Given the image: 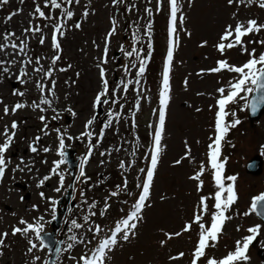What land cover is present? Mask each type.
<instances>
[{
  "label": "rangeland",
  "instance_id": "obj_1",
  "mask_svg": "<svg viewBox=\"0 0 264 264\" xmlns=\"http://www.w3.org/2000/svg\"><path fill=\"white\" fill-rule=\"evenodd\" d=\"M43 1L8 0L7 4H0V44L8 45L0 51V60L4 61L1 65L9 69L6 73L12 82L20 77L22 68L28 75L33 72L37 58L40 59L38 66L47 65L48 70V64L51 65L52 57L56 55L51 41L52 23L41 21L38 14H35L37 4L41 6ZM125 3L129 6L126 17L131 21H137L139 25L137 29L140 30L142 37H151L152 41L151 60L142 77L136 75L138 64L137 68L130 70L134 77H129V72H125V66H130L132 59L126 57L121 49L130 51L137 44L134 42L133 34L127 30V25L125 26V16L121 11L123 2L116 4H113V0H79V4L74 2L69 7L74 15L67 21L64 35L58 37L61 58L55 66H59L56 70L59 73L57 78H62L63 83L62 87L58 88L59 98L74 103L77 109L73 122L76 131L83 132L87 121L95 116L94 100L103 88L100 80L101 67L105 69L104 78L109 83V90H115L116 95L124 94L121 81L127 82L131 79L133 84L128 88V91L131 90L128 95L131 101L102 104L97 107L98 113L102 112L98 117L107 115L102 120L100 132L102 135L98 144H94L91 155L86 147L77 148L72 143H67V146L77 149L79 158L77 179L73 189V199L77 204L72 209L71 218L76 216L81 221L87 215L86 209L78 201L84 184L80 181L82 163L85 174H90L91 182L96 181L97 184L103 182L99 189H93L102 197L97 200L98 204L104 207L110 204L109 212L117 210L114 218L123 214L117 220L106 222V228L96 235L92 232L94 225L92 222L85 223L84 227L78 230H67L68 244L74 243L70 239L73 235L78 239L83 238L85 243H74L71 249L66 247L67 252L62 251L56 263L58 261L78 264L80 257L87 250L95 248L99 241L111 236L116 225L127 218L132 210L150 166L153 137L159 123L163 69L170 42V3L169 0H148L144 5L135 0H125ZM260 3L261 0L251 2L244 0L243 3L235 0L232 4H229L228 0H179L176 34L178 46L174 48L169 74L170 99L165 109L162 151L154 173L151 195L142 211V219L137 224L135 234L130 235L127 241L122 239V232L118 234V243L109 252L106 264H192L193 253L199 239L197 234L200 232L199 225L195 223V215L200 213L201 197H208V211L203 214L201 222L206 227L211 224L212 195L209 192L213 185L210 180L209 146L216 136L217 101L220 98L217 90L223 87L224 94L227 95L231 90L230 85L240 78V74L227 70L219 73L209 70L217 67L220 60H226L232 66H242L250 58L248 53L252 49H255L257 57L264 53V44L258 42L264 41V30L244 38L247 52L238 46L221 53L216 47L228 25L234 28L238 22L246 25L249 20H256L258 24L264 25V8L259 6ZM146 9L159 15L152 20L150 18L152 15H149ZM52 12L53 17L59 18L60 10ZM85 12L88 13L86 17ZM181 15L184 16L182 24L179 20ZM113 20L116 21V31L108 38V33L113 28ZM149 22L151 36L145 34ZM76 23L80 24L79 28L75 27ZM37 25L43 29L42 34L25 32V29ZM6 33L15 35L5 41ZM41 35L45 39L43 44L40 43ZM106 38H108L107 63H102ZM22 40L27 43L25 50L27 56L18 48L11 47V43L19 45ZM116 51L121 52V65L117 68V80L114 82L116 58H113V53ZM29 57L32 63L26 65L25 61ZM2 72L0 69V75ZM137 79L140 80L139 85L135 83ZM248 87L254 88L251 81L245 85V88ZM249 95L247 91L241 92L235 102L226 106L229 113L225 118L226 124H231L237 119L240 123L229 128L221 145V162L225 163V169L228 167L229 171L237 176L234 185L239 203L235 210L232 208L230 212L232 218L225 222L215 246L206 249V256L200 258L198 264H207L209 258L217 260L224 258L234 251V245L240 241V236L248 234V229L254 227H258L255 234L257 242L250 251L248 250V259L238 261L236 264H264V259L261 261L256 255L257 249L264 245V225L256 219L252 210L251 214L245 215V211L251 209L253 198L264 193V111L259 120L252 123L248 121L246 103ZM8 99L7 89L0 85V143L7 140L6 128L9 134L15 132L5 157L7 161L5 175L0 181V234H8L4 238L3 246H0L2 253L0 264H45L48 253L45 248L40 247L35 234L30 232L27 235L20 233L13 235L12 230L14 227H25L20 224L21 219L35 224L43 217L40 223L44 225V232L50 231L53 208L56 212V204L53 201L56 202L65 193L69 183L68 172L65 163L57 169L58 173L64 175V187L59 192L55 191L60 187L59 175L51 173L49 168L55 167V162L63 158L59 155L44 159L42 162L44 165L36 160L37 164H33L32 134L37 133L41 127L37 123V114L34 118L27 109L12 112L11 108L8 114H5L4 108L8 104ZM52 104L55 102L52 101ZM58 104L62 107L65 102L59 101ZM119 109H122V112ZM110 111L118 113L119 119L110 117ZM110 118L113 121L105 128L104 125ZM13 122L17 125L14 130L11 129ZM83 143L85 144V141ZM258 154L263 159V167L257 176H253L245 172V165ZM201 165H204L205 171L201 176L202 187L198 188L201 181L192 177L200 171ZM142 169L144 171H141ZM42 176L50 178L38 187V182L43 179L39 177ZM41 192L44 193L43 198ZM113 192L126 194L113 196L111 195ZM92 195L93 192H90L89 196ZM189 224L191 229L184 231L185 226ZM176 233L180 235H175ZM30 239L38 247L29 253ZM180 253L184 255L180 257ZM35 257L40 259L36 260ZM173 257L179 258L172 259Z\"/></svg>",
  "mask_w": 264,
  "mask_h": 264
},
{
  "label": "snow or ice",
  "instance_id": "obj_2",
  "mask_svg": "<svg viewBox=\"0 0 264 264\" xmlns=\"http://www.w3.org/2000/svg\"><path fill=\"white\" fill-rule=\"evenodd\" d=\"M79 4V0H45L44 7H50L52 10H60V16L59 18L53 17L51 15L46 16L45 12L41 9L39 4H37L35 8V14H38L39 18L46 19V20H52L55 21L52 23V47L56 52V55L52 57L51 60V67L44 71L43 67H36L33 69L35 73H43V76L41 77V80L37 81V88L41 92V99L39 103L33 102V108L39 109L41 112L45 111L41 105H48L49 107L52 106V100L47 98L46 92L52 96L55 95L54 88H55V81H52V87L48 88L47 85H45L42 80L43 79H49L51 80L54 66L56 62L61 58L59 53L61 52V44L59 42L58 37H62L64 35V29L67 26V21L71 20L74 12L69 10V7L73 3ZM122 2V0H113V4ZM235 0H228L229 4L234 3ZM240 3H243L244 0H239ZM251 2V0H249ZM8 0H0V4H7ZM170 3V26H169V34H170V42H169V48L167 53V59L166 63L163 69V79H162V88L160 92V111H159V123L158 126L155 129L154 137H153V149L151 153V160H150V166L147 169L146 173V179L143 182L141 188V192L139 194L138 199L132 206V210L127 215V218L122 219L119 224L116 225L115 229L112 231L111 236L108 238H105L101 241H99L98 245L93 248L89 249L85 252L84 255H82L78 261V264H106L108 259V254L111 252L115 245H117L118 240L117 236L121 232L123 233L122 239L127 241L130 237V235L135 234V229L137 228L138 222L142 219V211L146 207V202L149 200V197L151 195V188L153 183V177L154 173L157 168L158 160L160 153L162 151L161 148V139L162 134L164 131V124H165V109L169 102V92H170V71L172 67L173 62V53L174 48L178 46V37H177V13L180 11V4L179 0H169ZM261 8H264V0H261V3L259 5ZM149 15H151V10L146 9ZM88 15L87 12L84 13V16L86 17ZM11 19V17H9ZM180 23L182 24L184 21V16L181 15L179 17ZM116 21L113 20V28L108 33V38H110L116 31ZM47 26V25H46ZM76 28L80 27L79 23L75 24ZM261 30H264V25L258 24L256 20H249L247 24L245 25L242 22H238L235 27L233 28L232 25H228L223 35L220 38V42L216 45L217 50L221 53H224L226 49H232L234 47H241L243 51L247 52L248 49L244 43V38L253 34L258 33ZM25 32H32L35 33H41L43 32V29L37 25L35 27H30L28 29H25ZM151 33V22L146 26V35L150 36ZM14 33H6L4 35V40L7 41L10 39L11 36H14ZM190 35V33H189ZM134 41H138L139 37L137 34H133ZM106 38V45L104 49V59L102 60V63H107V39ZM227 41V43H225ZM45 42V39L43 35H41L40 43L43 44ZM252 43H255L256 41H250ZM261 44H264V41H258ZM205 44L207 42H204ZM7 44H0V51H3L5 47H7ZM203 46V45H202ZM11 47L16 49L18 48L21 53H24L25 56H27V52L25 51L27 48L26 41L22 40L19 45L16 43H11ZM121 51L124 52V55L126 57L132 58L135 57V60L132 61L131 65L125 66V72H130L132 68H137V61L139 62V66L136 72L137 77H142L145 72V67L147 60L146 58L142 57L140 54V50L136 47H132L130 51H126L123 48ZM250 58L247 60L246 63H244L242 66H232L230 65L226 60H220L217 62V67L210 69V72L219 73L223 70H227L229 72L240 74V78L233 84L230 85L231 90L228 91L227 95H225V89L219 88L217 91L220 94V98L217 101L218 105V111L216 113V121H215V131L216 136L213 140V143L209 146V165L213 173V179L214 183L217 187V191L214 194V200L215 203L213 205L215 211L212 213L211 217V224L210 226H205L204 223H202L203 214H206L208 211V204L207 200L208 197H201L200 200V213L195 215V223L199 225L200 232H199V239L198 243L195 247V251L193 253V260L192 264H198V261L200 258L206 256V249L209 247H214L215 243L218 241L219 235L221 234L223 230V226L225 222L228 219H231L230 216H227L226 213L228 209L236 202L238 199L237 192L235 190L234 182L237 180V176H227L225 177L224 171H225V163L221 162L220 156H221V145L222 141L225 139L226 134L229 131L230 127H235L240 123V121L237 119L231 124H226L225 118L228 116V112L226 111V106L230 103H233L236 101L237 97L240 96L241 92L247 91L248 93H252L254 90L264 93V53L259 54L257 57L255 54V49H252L251 52L248 53ZM36 64H40V59H36ZM4 61L0 60V64H3ZM32 59L29 57L27 61H25V64H31ZM260 65V67H258ZM69 67H71L69 65ZM4 72H8L9 69L7 67L3 68ZM60 71H66V69H60ZM28 73L22 68L20 71V77L27 76ZM100 75L102 79L103 88L102 90L96 95L94 100V107H99L102 104L108 105L110 103H118V100L114 99L115 96V90H113L112 95H109V83L107 79H105V69L103 67L100 68ZM251 81V84L255 86V89L252 87L245 88V85ZM23 82V80H21ZM137 85L140 84V80L137 79L135 81ZM123 90L127 92L129 85L133 84V80L129 79L127 82L121 81ZM17 95L23 96L24 93L17 92L14 93ZM261 103H264V94L260 95L256 98L254 103L252 104V110L255 112L257 110V106ZM25 107L22 103H17L14 105V107L11 109L12 112H15L18 109H21ZM55 111V109H53ZM69 112H71V109H68ZM9 108L5 106L4 113L8 114ZM72 115H75L73 112ZM235 115V113H233ZM110 117H114L117 120L119 119L118 113H112L109 112ZM57 116H53V119H57ZM40 119L42 121L45 120L44 116H41ZM96 117L94 116L92 119L87 121L86 127H90ZM112 123V119L110 118L108 123L104 125V127H108ZM17 125L15 122L12 123L11 129H16ZM47 127V125H45ZM59 132V129H57ZM102 134V133H101ZM5 135L7 136V140L3 145H0V181L3 180V177L5 175V170L7 167V161L5 158V152L8 150L10 144L12 143L13 137L15 135V132H11L9 134L8 129H5ZM82 135H86L88 137L92 136L91 132L83 133ZM39 139V137L37 138ZM71 139V137H69ZM59 149H60V156H65V142L63 135L60 136L59 141ZM92 146L89 147V155H91ZM32 152H36L37 148L32 147ZM45 152L49 151L48 148L44 149ZM103 155V153H102ZM85 158V162H86ZM65 161L63 159L55 162V167L52 169L54 174L59 175V182L60 187H57L55 191L59 192L61 188L64 187V175L62 173H58L57 169L60 167L61 164H63ZM180 161H177L179 163ZM121 167H124L123 162L121 163ZM141 171H144L143 169ZM205 171L204 165H201L200 171L196 173L192 179L201 181V176L203 175ZM85 171H84V165L83 163L80 166V177H85ZM50 177L45 176L42 180L38 182V187L43 185L45 180H48ZM225 180L231 181L232 183H225ZM203 182L201 181L198 185V188L202 187ZM125 183V187H126ZM118 193L113 192L111 195L115 196ZM41 197H44V193H40ZM53 203H55L53 201ZM94 206V205H93ZM35 207V206H34ZM259 209V211H257ZM251 210L253 212H257L258 215H264V193L257 195L253 198L252 204H251ZM91 215H95V213H91ZM53 219H55V208H53ZM84 221L87 223L89 221V216H84ZM43 220V217H40L39 220L33 224L29 223L23 219L20 220V224L25 225V227H14L12 230V234L15 235L17 233L27 235L28 233H34L37 240L40 241V247L45 248L48 247L47 244H45L44 238L42 236V233L44 232V225L40 223V221ZM72 229H80L82 228V224L77 223L75 219L71 221ZM191 229V225H186L184 228V231H189ZM71 230V229H70ZM96 231L99 232L100 229L97 226ZM253 235L247 236L242 246L238 242V246L233 252H230L227 256H225L222 259H215V258H209L207 260V264H236L238 261H246L248 259L247 252L249 249V245L253 242V240L256 238V233L258 232V227H254L249 229ZM7 233L0 234V246H3L4 244V238L7 237ZM175 235H180V233H176ZM169 238H171V234H169ZM70 239L74 243H85L83 238H79L76 235H73L70 237ZM74 243H69L67 245L68 249H71L74 246ZM90 243V241H88ZM163 243V241L161 242ZM30 247L28 248V252H32L34 249L38 247L36 243H34L31 239L29 240ZM61 249L57 248L56 253L57 257L60 253ZM2 254V253H0ZM184 254L180 253L179 256L182 257ZM179 257H173L172 259H177ZM36 260H39V257H35ZM45 264H48L46 261ZM55 264V262H53Z\"/></svg>",
  "mask_w": 264,
  "mask_h": 264
},
{
  "label": "trees",
  "instance_id": "obj_3",
  "mask_svg": "<svg viewBox=\"0 0 264 264\" xmlns=\"http://www.w3.org/2000/svg\"><path fill=\"white\" fill-rule=\"evenodd\" d=\"M44 70H46V69L44 68ZM21 80H23V82H21ZM21 80H18L17 82L12 83L8 79V77H5L3 84L5 85L6 89H9L12 86L16 85V87L13 88L12 90L10 89V91H12L14 93H17V92L24 93L23 96L17 95V94H13L12 96H10L9 97L10 103H22L25 105V107H23L24 109H27L30 113H33L34 115L37 114V118H38L37 123L41 127L38 128L37 133H34V135L37 138L39 137V139L36 140V144L34 146L37 148V151L34 153H35V160L37 162H41L43 156L48 153V151L47 152L44 151L45 148L49 149L51 146L59 148L60 135L58 133L69 134L72 132L71 126L73 124L72 121L74 119H76V114H77L75 112L76 108H75L74 103H70L66 107H59V106H51V107L47 106L46 107L44 105H41V107H43L45 109V111H43V112H41L39 109L33 108V106H32L33 102L39 103V101L41 99V92L36 86L37 81L41 80V78L27 79L26 77H23ZM46 95H47V92H46ZM53 109H55V111H53ZM68 109H71V112H69ZM73 112L75 113V115H72ZM41 116L45 117L44 121H42L40 119ZM53 116L58 117L57 119L61 123V128H56L52 124L53 120L56 121V119H53ZM45 125H47V127H45ZM96 125L98 127V130H100L101 125H100L99 120L96 121ZM57 129H59V132L57 131ZM92 133H93V131H92ZM86 140L89 143L97 144L98 143L97 134L92 135L91 137H86ZM64 142H65V139H64ZM232 175H235V174L230 172L228 167H227L226 171H225V177L232 176ZM98 183L99 184H97L96 181L91 182L89 179V175L86 177L85 185L82 189V200L85 202L86 206L88 208H90L91 213H95V215H92L93 219H95L97 222L95 224L100 229H102L103 227L106 226L105 223L108 222L114 216V214L117 212V210L114 212H109L107 210L110 209V207H111L110 204H108L105 207L102 204H97V200L102 199V197L99 196L98 192L94 191L93 189H99L100 186L103 185V182H101V183L98 182ZM225 183L228 184V183H232V182L225 180ZM105 190H107L106 187H105ZM90 192H93L92 196H89ZM119 194L125 195L126 193L120 192ZM238 203L239 202H237V200H236V202L232 205L231 209H229L227 211V215L230 216L231 218H232V215L230 212H231L232 208H234V210L236 209ZM250 207H251V205H250ZM94 209L104 210V212L94 211ZM212 212H214V211H212ZM251 213H252V211L250 208L245 211V215H249ZM249 235H253V233L249 232L248 234L243 235V241Z\"/></svg>",
  "mask_w": 264,
  "mask_h": 264
},
{
  "label": "water",
  "instance_id": "obj_4",
  "mask_svg": "<svg viewBox=\"0 0 264 264\" xmlns=\"http://www.w3.org/2000/svg\"><path fill=\"white\" fill-rule=\"evenodd\" d=\"M264 93L259 92V91H254L249 103H248V118L249 121L252 123L253 121H257L259 120L260 116L262 115L263 111H264V103H261L257 106V110L255 112H253L252 110V104L254 103V101L256 100L257 97H259L260 95H262ZM71 151L67 150V152L65 153V158L66 161L69 164V168H70V173L72 176V182L69 185V189L71 190L72 185H73V180H74V168L76 166V161H74L72 159V157L70 156ZM262 165H263V160L261 159L260 156L256 155L254 157L251 158V160L247 163L246 167H245V171L246 173L253 175V176H257L261 170H262ZM68 191L66 196L62 197L61 199H59L57 201V212H56V216H55V220L52 222L51 226L53 228L52 232L50 233H46V234H42L45 244L48 245V250L51 253V258L49 259V263L48 264H53V260L56 256V249L60 248L61 245V239L59 241L55 240V230L58 229L60 227V219L59 217L61 215L64 214V212L66 211V206L67 203L71 197V191ZM64 202V203H63ZM63 204V207L60 208V205ZM71 206H73V203H71ZM259 211V209L257 210ZM255 216L257 217V219L259 221H261V223L264 224V215H258L257 212H254ZM258 256L261 259H264V247L262 249H260L258 251Z\"/></svg>",
  "mask_w": 264,
  "mask_h": 264
}]
</instances>
